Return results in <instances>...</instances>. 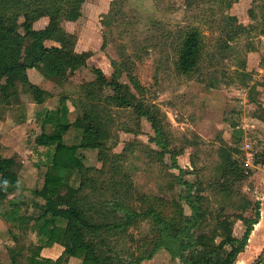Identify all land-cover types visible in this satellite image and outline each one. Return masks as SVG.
<instances>
[{"label": "rangeland", "instance_id": "1", "mask_svg": "<svg viewBox=\"0 0 264 264\" xmlns=\"http://www.w3.org/2000/svg\"><path fill=\"white\" fill-rule=\"evenodd\" d=\"M81 13L75 22H62V28L76 36L77 53L91 54L87 67L65 83L29 70V80L50 94L45 103L37 105L20 91L18 104H0V156L13 159L20 184V189L0 200V264L64 262L62 247L42 244L41 223L34 220L43 203L34 191L43 184L53 150L36 144L43 126L38 114L45 110L55 114L66 97L73 124L80 116V84L94 80L92 68L101 69L109 78L115 75L138 100L158 110L167 131V151L161 154L163 149L152 142L155 133L146 119H135L131 111L110 109L107 148L110 154H120L117 172L105 167L100 175L96 172L103 168L98 151L81 150L93 171L87 177L65 172L64 191L80 187L85 179H96L95 187H101L112 184L113 176L125 177L134 199L142 200L144 195L176 201L189 216L186 182L193 185V196L204 198L200 206L208 208L214 220L218 214L228 217L234 222L233 236H242L245 225L237 217H255L260 189L250 177L236 184L229 196L215 189L223 149L238 150L236 158L250 171L248 163H253L254 156L260 160L264 156V131L258 123L264 119V0H87ZM47 24L48 18L43 17L33 28ZM190 28L200 32L204 47L197 71L183 76L176 70L177 45ZM45 45L58 44L46 41ZM112 93L105 90L106 95ZM80 139V130L72 125L64 143L75 145ZM14 197L22 201L18 217L10 219L7 214ZM246 202H250L247 210ZM211 220L200 233L209 235ZM152 228L151 220H142L123 233L101 235L97 240L106 243L108 255L132 262L149 255L157 236ZM67 264H80V260L71 258ZM140 264L182 263L160 249Z\"/></svg>", "mask_w": 264, "mask_h": 264}, {"label": "trees", "instance_id": "2", "mask_svg": "<svg viewBox=\"0 0 264 264\" xmlns=\"http://www.w3.org/2000/svg\"><path fill=\"white\" fill-rule=\"evenodd\" d=\"M86 1L0 0V104H18L20 91L29 94L37 105L45 103L50 94L29 80V70L35 69L47 79L65 83L87 67L91 54L77 53L76 36L62 28V22L79 19ZM43 17L48 18V24L42 29H34L33 23ZM46 41L58 45L46 46ZM179 41L176 70L180 75L190 76L197 71L202 59V35L196 28H190ZM92 72L94 80L80 84V116L73 124L68 119L70 111L66 97L62 98L55 114L47 110L38 114L43 126L36 144L53 147L43 184L34 191L35 197L43 201L39 205L40 214L34 219L41 223L42 244L62 247L63 264L71 258L79 259L80 264H140L145 258L152 259L160 249L167 251L173 259L178 258L182 264H234L258 222L259 206H256L254 218L237 217L245 225L243 235L237 238L233 236L234 222L228 217L222 218L221 214L214 220L212 212L200 206L204 198L193 196V185L186 182L183 184L187 187L185 199L191 210L189 216L182 213L176 201L144 195L140 202L134 199L131 183L125 177L118 180L113 176L112 182L109 181L112 184L101 187H95L96 179H85L80 187L64 191L65 172L76 171L87 177L93 171L85 164L81 150L98 151L103 168L96 172L100 175L105 167H111V173L117 172L116 160L120 154H110L107 148L111 125L107 112L110 109L131 111L135 119H146L155 133L152 142L163 149L161 154L167 151V131L158 110L138 100L115 75L109 78L99 68H92ZM106 89L113 93L106 95ZM72 125L80 130L81 139L79 144L66 145L64 136ZM237 153L234 148L222 150L215 189L218 194H233L234 186L252 175L236 158ZM254 161L255 164L264 163L255 157ZM13 166V159L0 156V200L20 189ZM106 193H110L109 197ZM20 201V197L10 200L12 209L7 214L10 219L18 217ZM249 206L250 202H246L244 209ZM142 220H151V232L157 234L147 257L127 262L108 255L110 249L106 248V243L97 240L101 235L123 233ZM210 220L213 227L209 235L200 233L203 225H210ZM218 238L222 240L217 244ZM261 261L262 258L256 264Z\"/></svg>", "mask_w": 264, "mask_h": 264}, {"label": "crops", "instance_id": "3", "mask_svg": "<svg viewBox=\"0 0 264 264\" xmlns=\"http://www.w3.org/2000/svg\"><path fill=\"white\" fill-rule=\"evenodd\" d=\"M264 110V98L261 104ZM261 126L262 131H264V119L258 121ZM264 154V152H262ZM259 162H264V156H262V161L256 155ZM254 159V158H253ZM251 167L252 175L250 176L252 182L257 185L256 188L260 189L261 193H257L256 201L259 202V219L258 222L253 226V229L249 235L246 247L242 253L238 255L234 264H256L261 258H264V163L255 164L248 163ZM238 237V236H236ZM241 235L239 236V238Z\"/></svg>", "mask_w": 264, "mask_h": 264}, {"label": "water", "instance_id": "4", "mask_svg": "<svg viewBox=\"0 0 264 264\" xmlns=\"http://www.w3.org/2000/svg\"><path fill=\"white\" fill-rule=\"evenodd\" d=\"M259 264H264V258L262 259V261Z\"/></svg>", "mask_w": 264, "mask_h": 264}]
</instances>
